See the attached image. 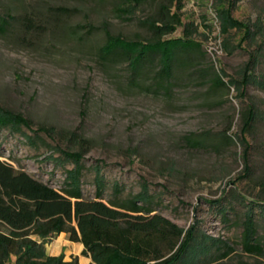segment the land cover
<instances>
[{"label":"rangeland","instance_id":"374dc122","mask_svg":"<svg viewBox=\"0 0 264 264\" xmlns=\"http://www.w3.org/2000/svg\"><path fill=\"white\" fill-rule=\"evenodd\" d=\"M177 1L183 23L195 27L191 39L202 47L165 93L153 84L150 71L131 80L126 64L104 61L99 48L105 30L127 41H150L141 21L156 16L160 4L172 5L173 11L177 2L148 0L125 21L114 13L120 0H0V14L11 18L0 33V106L21 113L34 129L54 128L63 149L84 153V197H95L92 166L98 164L107 182L104 200L111 197L113 183L126 197L145 181L159 197L158 213L170 223L184 231L194 225L239 253L244 208L225 196L223 205L230 201L232 208L223 220L206 201L227 195L228 183L243 174V148L222 135H240V112L249 106L257 111L246 136L250 170L235 187L248 201L264 197V90L248 86L241 98L232 88L212 84L213 71L238 76L247 54L222 53L213 0ZM233 15L244 21L264 17V0H240ZM205 25L211 28L208 36ZM179 37H184L182 27L164 39ZM257 71L264 73V63ZM71 133L82 145L69 140ZM189 135L202 145H187ZM47 155L45 147L33 148L22 136L0 131L1 160L60 189L63 171L45 161ZM256 220L262 234L264 220ZM234 261L232 256L219 264Z\"/></svg>","mask_w":264,"mask_h":264},{"label":"trees","instance_id":"16d2710c","mask_svg":"<svg viewBox=\"0 0 264 264\" xmlns=\"http://www.w3.org/2000/svg\"><path fill=\"white\" fill-rule=\"evenodd\" d=\"M147 1L120 0L121 5L114 10L115 17L131 21L134 12ZM173 1L178 3L173 11L172 5L160 4L156 16L141 21L152 34L150 41H127L105 30V42L99 48L100 58L125 63L131 80L150 71L153 84L166 93L175 73L194 61V53L201 52L202 47L200 42L191 39L195 30L193 23L182 21L181 3ZM213 1L222 53L230 56L238 51L245 52L248 61L236 77H230L223 70L213 71L212 84L232 88L241 98L245 97L248 86L264 90V73L257 71L264 63V17L240 20L233 15L240 0ZM9 19L0 14V33L5 32ZM179 27L183 28L184 37L164 39ZM205 31L207 36L211 33L209 25H205ZM202 35L208 38L206 33ZM234 35H239L237 41ZM256 112L253 106L240 112L239 136L222 135L225 142L233 144L236 141L243 148V174L228 183L232 186L227 195L225 192L214 201L205 200L223 220L232 208L230 201L223 205L225 196L244 208L238 244L240 252L237 253L232 245L199 233L194 225L184 231L161 216L159 197L150 193L145 181L141 182L139 192L126 197L122 195L121 186L113 183L111 197L104 200L107 182L102 167L95 164L92 166L95 197H84L81 181L85 170L84 153L63 149L54 128L34 129L21 113L0 106V131L22 136L33 148L45 147L50 155L44 160L52 162L64 174L62 187L55 189L0 159V264H78L77 256L66 261L62 253L47 254L46 247L62 233L67 241L82 245L80 256L89 258V264H219L232 256L234 264H264V232L258 234L256 220L259 217L264 220V197L258 202L248 201L235 187L249 174L250 147L246 136L257 118ZM69 138L82 145V139L75 133ZM184 139L194 148L202 145L195 135Z\"/></svg>","mask_w":264,"mask_h":264},{"label":"crops","instance_id":"0c3cea01","mask_svg":"<svg viewBox=\"0 0 264 264\" xmlns=\"http://www.w3.org/2000/svg\"><path fill=\"white\" fill-rule=\"evenodd\" d=\"M82 249L81 244L67 241L63 233L54 238L52 243L46 247L47 254L50 256L62 253L66 261H69L72 256H77L78 264H89L91 262L89 258L80 256Z\"/></svg>","mask_w":264,"mask_h":264}]
</instances>
